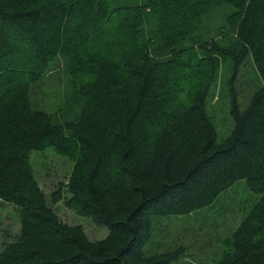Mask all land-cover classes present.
<instances>
[{
    "label": "trees",
    "instance_id": "16d2710c",
    "mask_svg": "<svg viewBox=\"0 0 264 264\" xmlns=\"http://www.w3.org/2000/svg\"><path fill=\"white\" fill-rule=\"evenodd\" d=\"M57 57L73 93L53 115L30 93ZM223 61L233 128L219 142L207 101ZM248 65L259 79L243 102ZM47 148L73 162L69 205L106 237L49 205L31 163ZM240 180L259 197L216 264H264V0H0V202L20 210L0 264H171L182 248L145 250L155 220L209 208Z\"/></svg>",
    "mask_w": 264,
    "mask_h": 264
},
{
    "label": "rangeland",
    "instance_id": "374dc122",
    "mask_svg": "<svg viewBox=\"0 0 264 264\" xmlns=\"http://www.w3.org/2000/svg\"><path fill=\"white\" fill-rule=\"evenodd\" d=\"M120 2L124 4L132 0H120ZM215 21L214 19L213 23ZM210 35L216 37V35ZM19 45L21 53H26L30 49L26 40L24 42L21 40ZM200 56L198 54L199 67H203L205 71L204 64L207 63V58H205L206 55L201 56L200 60ZM66 66L65 58L57 57L41 79L33 85L30 97L34 108L43 109L53 115L59 114L64 109L65 100L73 93L72 80L66 73ZM230 76L229 63L221 62L207 101L209 115L217 126L219 142L223 141L233 128L229 113ZM258 79L259 76L252 65L243 68L238 82L243 102L248 101L255 85H258ZM176 100L177 102L173 101V104L180 102L179 99ZM31 163L49 205L63 221L82 225L93 240L107 236L109 230L106 226L95 224L90 217L69 205L71 194L67 184L73 167L70 158L58 154L52 148H47L33 151ZM58 191L62 198L55 202L54 194ZM258 197L248 189L245 180H240L209 208L184 217L155 220L153 236L145 250L151 254L182 248V252H178V259L171 264H216L215 260L220 257L222 249L221 241L231 234L240 221V207L247 202H253ZM19 231V208L8 202H0V251L15 239Z\"/></svg>",
    "mask_w": 264,
    "mask_h": 264
}]
</instances>
